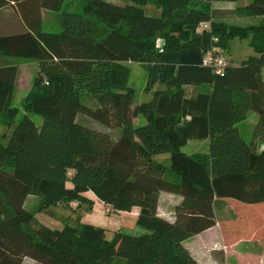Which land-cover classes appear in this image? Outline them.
I'll return each instance as SVG.
<instances>
[{
    "label": "trees",
    "instance_id": "trees-1",
    "mask_svg": "<svg viewBox=\"0 0 264 264\" xmlns=\"http://www.w3.org/2000/svg\"><path fill=\"white\" fill-rule=\"evenodd\" d=\"M131 1L83 0L82 9L65 10L67 0H0L25 28L0 34L6 124L21 111L11 105L20 61L39 65L22 117L0 139V264L26 257L43 264H199L184 242L218 223L219 201L250 205L252 219L264 216V19L247 26L215 21L210 0H155L160 14L145 11L149 0ZM44 9L62 11L61 31L44 30ZM240 11L264 18V0ZM202 22L210 27L199 31ZM234 39L248 40L257 55L222 74L203 63L207 51L228 49ZM128 62L148 65L149 91L158 82L165 88L133 106ZM250 111L259 119L248 141L237 124ZM80 114L120 129L119 137L80 122ZM140 115L145 123L135 126ZM191 139H209V151L183 152ZM163 153L169 166L156 159ZM162 191L182 196L173 221L159 215ZM88 192L117 211L139 207L137 224L148 232L109 236L83 222L93 209ZM29 195L40 197L37 212L63 227L38 221L25 208ZM74 201V219L57 215L55 208Z\"/></svg>",
    "mask_w": 264,
    "mask_h": 264
},
{
    "label": "rangeland",
    "instance_id": "rangeland-1",
    "mask_svg": "<svg viewBox=\"0 0 264 264\" xmlns=\"http://www.w3.org/2000/svg\"><path fill=\"white\" fill-rule=\"evenodd\" d=\"M65 10H72L73 8H83V0H67ZM120 4L132 3L131 0H111ZM212 8L216 11L214 13V20L218 22H225L229 25H239L247 26L254 23H259L264 18L262 16L246 15L241 13L240 9L244 7L251 0H237L234 3H226L223 0H210ZM155 4V0H149L148 4L145 6V11L152 14H160L161 10ZM44 21V30L50 32L61 31L62 25V11H50L46 10L42 14ZM203 28L199 26V31ZM157 50H162L163 39H157ZM223 54L227 58L229 66L240 65L245 59L252 55H257L253 47L248 44V40L241 41L239 39H234L230 42L228 49H222ZM5 62L0 59V64ZM131 69L129 85L135 90V98L133 106H136L142 102L149 101L153 96V90L165 88V84L158 82L155 84L154 88L149 91L147 89L148 84V65L142 63H126ZM39 65L36 61H20L19 72L16 81V87L14 95L11 101L12 106L19 107L21 109L17 121L22 117V103L32 87L33 80L38 74ZM264 75V68H263ZM189 87L188 91H191ZM88 98V97H87ZM85 99L86 103L92 105L93 102L89 99ZM31 117L36 121V124H41L42 118L39 115L31 114ZM259 119V115L254 111H250L247 118L237 124L240 129L242 136L250 141L254 132L255 124ZM16 122L12 125H8L4 120L0 119V139L4 138V141L11 135ZM79 121L98 128L109 131L115 138L120 135V129L109 128L100 122L90 119V117L80 114ZM134 125H141L145 123L143 116H138L134 118ZM5 136V137H3ZM209 139H191L188 141L186 146L182 147V151L187 154L194 153H207L210 147ZM156 159L165 165H170V154L163 153L156 156ZM87 197L93 201V209L95 207L94 203H97L96 210L93 209L89 213L90 215H83L82 221L87 222V216H89L88 221L91 220L94 225L103 226L109 231V236L116 232L117 230H123L129 234L139 235L148 232L146 228L140 227L137 224V216H135L137 209H132L131 211H117L111 205L104 204L97 196L92 192H88ZM167 196V195H165ZM160 203L161 211H167L169 209V203L166 202L164 197L161 198ZM237 207L231 202V200L219 201L216 207L217 216L219 218L220 228L227 230L228 236L231 238L230 243L227 244L229 254H226V248L221 247V249H216L214 254L205 258V264H264V216L263 218H254V210L250 208L248 204H243L241 202ZM40 204V197L37 195H29L25 201V208L30 211H35V216L38 221L46 224L50 227L61 228L63 227V222L54 219L50 215L44 212H37L38 206ZM77 202H71L69 205L60 206L55 208L58 216L64 219H69L71 221L77 216ZM170 210V209H169ZM264 215V213L262 214ZM256 219V220H255ZM89 223V222H88ZM242 241V242H241ZM238 242V244H237ZM240 242V243H239ZM23 264H43L31 257H26Z\"/></svg>",
    "mask_w": 264,
    "mask_h": 264
},
{
    "label": "crops",
    "instance_id": "crops-1",
    "mask_svg": "<svg viewBox=\"0 0 264 264\" xmlns=\"http://www.w3.org/2000/svg\"><path fill=\"white\" fill-rule=\"evenodd\" d=\"M111 1V0H110ZM226 3H234V1H225ZM45 11V9L42 11ZM152 14V13H150ZM24 23L19 16V14L12 7H5L0 9V34H14L23 31ZM167 195V196H165ZM164 197L166 202L169 203V209L167 211H161L160 203L162 202L161 198ZM182 201V196L178 194H174L168 191H162L159 198V215L173 221L175 219V207ZM103 202V201H102ZM104 203V202H103ZM95 207L93 209L96 210L97 203H94ZM106 204V203H104ZM133 209H137L135 216L138 215L140 208L134 207ZM121 212V211H119ZM91 213H86L85 215H90ZM89 216H87V222L93 223L91 220L88 221ZM94 224V223H93ZM231 228H229L230 230ZM229 230H225L224 228H220L219 221L214 227H210L199 234H196L190 238H188L184 243L187 249L190 251L191 255L197 260L199 264H205V258L214 254L213 251L216 249H221V247L226 248V254H229L227 246L228 243L232 242L231 238L228 236ZM242 242V241H241ZM240 243V242H239ZM238 244V242H237Z\"/></svg>",
    "mask_w": 264,
    "mask_h": 264
},
{
    "label": "built area",
    "instance_id": "built-area-1",
    "mask_svg": "<svg viewBox=\"0 0 264 264\" xmlns=\"http://www.w3.org/2000/svg\"><path fill=\"white\" fill-rule=\"evenodd\" d=\"M200 27L207 28L210 27L209 22H202L200 24ZM223 48H220L218 46H214L209 51H207L203 58V63L206 65H210L213 67V69L219 73L222 74L226 70V68L229 66V63L227 61V58L222 52Z\"/></svg>",
    "mask_w": 264,
    "mask_h": 264
}]
</instances>
